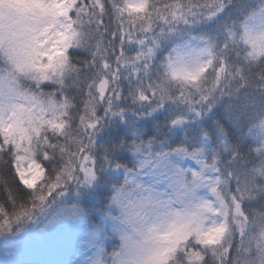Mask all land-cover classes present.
I'll return each instance as SVG.
<instances>
[{
  "label": "snow or ice",
  "instance_id": "snow-or-ice-1",
  "mask_svg": "<svg viewBox=\"0 0 264 264\" xmlns=\"http://www.w3.org/2000/svg\"><path fill=\"white\" fill-rule=\"evenodd\" d=\"M0 191L77 257L3 264H264V0H0Z\"/></svg>",
  "mask_w": 264,
  "mask_h": 264
},
{
  "label": "rangeland",
  "instance_id": "rangeland-1",
  "mask_svg": "<svg viewBox=\"0 0 264 264\" xmlns=\"http://www.w3.org/2000/svg\"><path fill=\"white\" fill-rule=\"evenodd\" d=\"M40 227H43V224H41ZM7 251L10 254H6L4 241H1L0 242V264H3V261L6 259L10 260V259L17 258V253H19L18 258L22 260H41V259H50V258L75 260L77 258L72 248H65L61 250L55 257H52L50 254L45 253V252H37L26 246L23 248H20V247L9 248Z\"/></svg>",
  "mask_w": 264,
  "mask_h": 264
},
{
  "label": "trees",
  "instance_id": "trees-1",
  "mask_svg": "<svg viewBox=\"0 0 264 264\" xmlns=\"http://www.w3.org/2000/svg\"><path fill=\"white\" fill-rule=\"evenodd\" d=\"M4 193L2 191H0V200H2L4 198ZM34 227V226H33ZM3 241L2 238H0V242ZM110 250V249H109Z\"/></svg>",
  "mask_w": 264,
  "mask_h": 264
}]
</instances>
